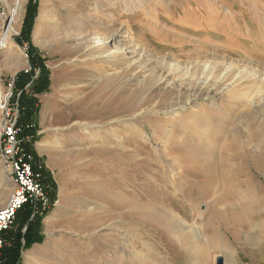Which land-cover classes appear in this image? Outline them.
Returning a JSON list of instances; mask_svg holds the SVG:
<instances>
[{
    "label": "rangeland",
    "instance_id": "obj_1",
    "mask_svg": "<svg viewBox=\"0 0 264 264\" xmlns=\"http://www.w3.org/2000/svg\"><path fill=\"white\" fill-rule=\"evenodd\" d=\"M30 1L0 0V123L9 120L7 113L13 117L16 109L22 121L26 108L19 98L25 91L33 104L31 123L35 125L20 140L39 159L36 162L34 154L25 150L33 156L41 184L48 185L52 205L39 215L40 226L38 220L33 222L37 239L20 249L16 264H32V249L31 253L38 249L36 264H57L58 259L60 264H217L218 258L222 264H264V230H250L246 224L244 239L235 242L224 228V243L211 242L204 219L217 223V213L225 204V188L212 179L194 178L213 160H219L215 170L221 171V160L231 143L229 128H237L253 114L251 101L264 99V0H144L140 10L134 0L130 4L135 7H122L115 0L119 4L113 10L116 23L101 30V36L114 30L128 39L133 37L140 56L151 59L148 86L128 108L119 99H133L136 88L121 85L124 68L115 67L114 72L82 62L83 52L74 41L92 33L93 23L87 21L95 15L106 18L103 3L109 0L100 5L95 0H34L37 14L26 41L23 31ZM17 9L10 45L4 46L7 15ZM91 71L104 76L101 85L87 89L77 85L91 77ZM58 72L62 81L54 86L53 76ZM112 73L119 74L106 78ZM40 82L45 89L35 93L31 87ZM173 82L177 87L169 89L167 85ZM200 88L204 93L194 95ZM49 97L54 104L43 118ZM258 106L264 108V102ZM173 109L179 110L175 118ZM189 121L192 128L180 129L181 123ZM42 142L48 143L43 152L39 149ZM180 168H186L185 178L195 182L186 183ZM253 177L264 198L263 179ZM2 188L7 189L6 198L0 201L4 207L14 184L9 167L0 160ZM242 191V205L255 207L248 188ZM144 199L155 200L162 216L169 213L176 220L187 218L185 211L194 206L195 217L180 223L184 233L195 229L192 240L197 246L209 240L202 246L204 250L200 247L188 255L180 249L188 240L184 236L176 246L169 244L153 222L143 220L140 206ZM56 212L59 218L47 224ZM146 212L152 214L150 209ZM16 225L19 228L17 216L7 232ZM4 243L2 262L4 252L10 251ZM35 244L42 247L34 248ZM216 246L223 250L212 248Z\"/></svg>",
    "mask_w": 264,
    "mask_h": 264
},
{
    "label": "bare ground",
    "instance_id": "obj_2",
    "mask_svg": "<svg viewBox=\"0 0 264 264\" xmlns=\"http://www.w3.org/2000/svg\"><path fill=\"white\" fill-rule=\"evenodd\" d=\"M81 1H84V0H81ZM111 1L109 0V1H106L105 3H103V5L106 4L104 8L107 11L104 10V12H103V14L106 16V18L105 19L98 18V16L95 15L94 20L87 21V22L93 23L92 30H91L92 33L90 32L89 35H81V36L75 38L74 41L77 43L75 45L78 48L77 50H79L80 52H83L82 56H84V59L82 62L90 61V62L95 63L96 66H102L105 69L111 68V70L114 72H115V70H117L115 67L121 66L122 68H124L123 72H122V76L119 78L121 85L128 84V85L136 88V92L134 94L133 99H127L125 96H122L119 99V102L121 101L122 104H125L124 107L128 108L131 106V104L136 103V98H138V95L140 93L139 91H141L146 86H148L146 79L148 78L147 73L150 71L149 66L151 64V59H148V57L145 58L143 56H140V54H139L140 51H139L138 47H135L136 45L134 46L132 44L131 40H133V37L128 39L124 36L125 34H123V33L118 34L120 32H115L114 30L113 31L109 30V31H107V33H105L101 36V33H100L101 30H103L106 26L110 27V26L115 25V23H116V20H115L116 17L113 13V10H115L119 4L115 0H114L115 2H111ZM120 1H121L122 7H127V6H131V5L133 7H135L134 5H136L137 6L136 10H140L142 8V4H143L144 0H134L132 2V3H134V5L130 4V0H120ZM95 2L96 3L99 2L97 4L100 5L102 0H100V1L95 0ZM17 10L18 11L11 10L12 12L7 15V18H6L7 24L4 28L5 33L3 34V40L1 41L4 46L10 45V40L12 39V35H13V30H12L13 25L12 24H13V21L16 20V17L18 15V13L20 12V9H17ZM41 20L42 19L38 20V28H40V26L42 24ZM97 34H99V36H97ZM128 70H130V73ZM95 71H97V70H95ZM126 72H128V73L126 74ZM117 74H119V73H112V74L105 75V76H106V78H108L111 76L114 77V75H117ZM161 74H163V73H161ZM86 76H87V73H86ZM168 77H170V75H168ZM184 77H186V76L184 75ZM82 78H83V75H82ZM103 80H104V76L101 74V72H98V73L92 72L91 77L84 80L83 82L78 83L77 85H80V87L87 89V88H92L95 86L97 87V86L101 85ZM156 80H158V79H156ZM53 81H54V86H57L61 83L62 76H61L60 72L54 74ZM113 81H114V79H113ZM151 81H153V80H151ZM159 81L161 82V80H159ZM177 81H178V79H177ZM239 81L240 80L235 81L232 84L227 85V87L221 88V92L222 91L224 92V90H227V88H229V87L232 88V85L238 83ZM104 83H106V82H104ZM73 85H74V83H73ZM167 86L170 89L171 87H174V88L177 87V84H175V82H173V83H169ZM174 88H172V89H174ZM208 91H210V90H208ZM202 93H204V92H202V88H200L198 90L196 89V91L194 92V95L195 94L196 95H202ZM227 102H229V101H227ZM251 102L250 103L252 104V107L254 109L253 114L251 113L249 116H246L247 118L245 117L246 119L241 121L240 125L237 126V128H235V129L229 128V131L227 132V134L230 136L229 140H231V143L226 148V154H225V156H223V158L221 160V166H222L221 171L215 170V167L218 165L219 160H215V161L213 160V163L207 165L204 170L202 168V173L201 174L199 173L200 175H196L194 177L196 179V181L201 179V178H206V180L212 179L214 182L219 183V185L222 186V189L225 188L224 208H222L223 210L219 209V211L217 213V219H216L217 221L215 219H212V220H215V222H217V223L214 222L215 224H211L209 221H207V220L205 221V219H204V230H205V233L211 237V242L224 243L223 239H221L224 228L226 229V232L229 236L235 238V240H236V241L234 240L235 242H238L241 238H243L242 237V235H244L243 232L247 228L246 224H249L248 228H251L250 230H255L256 228H258L259 231L264 230V198H262L260 195L261 194V191H260L261 186L259 185V182L256 181V179L253 177L256 174L259 177H261L263 179L262 182H264V117H262V112H263L262 110H264V108H260L258 106V105L263 104L264 99H260L259 102L256 100L251 101ZM53 104H54V101L49 97L47 99V104L44 106L43 118H45L47 116L48 112L50 111V107ZM217 108H219V107H217ZM179 110L173 109L171 111V114L174 118H175L176 112ZM182 110H184V109H182ZM220 113H222V112H220ZM226 115L228 116V114H226ZM223 116H224V114H223ZM187 118L188 117H186V119ZM182 120L183 119H180L181 122H182ZM191 124H192L191 121H189L188 124H184V125H183V123H181L180 129H186V128H188V126L191 127ZM228 125H229V123H228ZM201 138H203V137H201ZM47 145H48L47 142H42L40 144V148H39L40 151L43 152V150L45 148H47ZM180 170H181V168H180ZM186 170H187L186 168H184V170H181L182 171L181 178L183 180L186 179L187 180L186 183L195 182L194 180H193V182H191L190 181L191 179L189 180V179L185 178ZM190 178H191V176H190ZM216 183H212V181H211V185L212 184L215 185ZM155 188H156V186H155ZM247 188H248V192L250 194V197H252L254 199V202H255L254 206L256 207V211L254 210L255 207H253V206L242 205L243 204L241 201L242 197H243L242 194H245V192H243L242 190L245 191V190H247ZM177 189L175 188L174 192H176ZM262 189H264V187ZM6 194H7L6 188L0 189V201L1 202L4 201V199L6 198V196H7ZM213 194H215V193L213 192ZM258 194L260 196H258ZM256 196H258V198ZM176 197H178V196L176 195ZM142 201H143V203H142L143 205L140 207L143 211V215H142L143 220L145 222H148V223L153 222L152 226H155L156 232L158 234H161L163 236V238L168 241L169 244L176 246V245H174L176 243V241L178 242L180 236H184L183 239H188V240L186 241V243L181 248L180 247L179 248L183 249V251H185V252H188L187 253L188 255H191V254L193 255V254L197 253V250L200 247H202L204 245V243H206V241H209V240H205V242L203 243V241L201 240L203 243L202 246H197L196 241L192 240V238L195 235H197V234H195V232H196V231H194L195 229L190 228V230L187 233H184V228H183L182 224L180 223V221L181 220L185 221L186 219L190 220V219H193L195 217L197 210H194V206H191L190 211H185L187 218H183L184 216L183 217L181 216L182 218H180V220H176V218L171 217L169 215V213H165L164 214L165 216H162L160 213L159 207H156L154 205V204H156L158 206V204H159L155 200L144 199ZM217 202H219V201H217ZM216 208L217 207H215V209ZM148 209H150L152 211L151 215L146 212V211H148ZM203 214H205V213H203ZM210 214H212V213H210ZM58 218H59V216L56 212L48 218L47 224H50V225L53 224ZM206 219H208V218H206ZM248 239L250 241L252 240V239H250L249 236H248ZM198 245H200V244H198ZM210 246H208V247H210ZM203 248L204 247H202V249ZM212 248H214V247H212ZM30 256H31V258H33L31 263L36 264V258H38V256H39L38 249H35L32 253L30 252ZM61 262H62L61 259H58L56 261L57 264H60Z\"/></svg>",
    "mask_w": 264,
    "mask_h": 264
},
{
    "label": "built area",
    "instance_id": "obj_3",
    "mask_svg": "<svg viewBox=\"0 0 264 264\" xmlns=\"http://www.w3.org/2000/svg\"><path fill=\"white\" fill-rule=\"evenodd\" d=\"M9 120L0 123V160L9 167L14 189L6 206H0V234L14 224L18 212L30 205L34 215H43L51 207L50 198L33 168V156L24 150L20 140L21 128L17 125L18 110ZM4 242L0 238V256Z\"/></svg>",
    "mask_w": 264,
    "mask_h": 264
},
{
    "label": "trees",
    "instance_id": "obj_4",
    "mask_svg": "<svg viewBox=\"0 0 264 264\" xmlns=\"http://www.w3.org/2000/svg\"><path fill=\"white\" fill-rule=\"evenodd\" d=\"M37 7H38V4L34 3V0H31L29 5H28L27 17H26V21H25V25H24V31H23V35H24L26 41H28L29 37H30V33H31V30L33 27V23H34L36 14H37ZM42 69H43V66H42ZM21 75H23V74H21ZM46 83H47L46 81H43V85H46ZM31 88L35 93H39V92L43 91V89H45L44 86L42 87V82H40L39 84H37V83L33 84V86ZM19 101H20V104H22V107L26 108L23 111V119H21L22 121L19 122V119H18V122H17V125L22 128V133L20 135V138L22 139V138H27V136H29V134H31L33 132V131H31V127H32V125H35V124L31 123L33 120V109H32L33 104H32V102H29L26 99L25 91L20 96ZM23 127L26 128L25 131H23L24 130ZM28 145L29 144L24 143V150L28 151L29 153L34 154L36 162L39 161L37 155L32 150H29ZM37 169L38 168L35 165L34 171L36 172ZM44 186L43 187L46 190V187H48V185H46L44 183ZM41 219L42 218H40L39 215H34V211L30 205L24 206L19 211V213L17 215V223L20 221L21 228L19 226V228L15 229L16 231L13 235V241L10 240L8 237H9V234L13 233L14 229H12L9 232L2 233L4 235L3 240L6 242L7 245L10 246V251L6 250L4 252L5 259L2 262V258H1L0 264H16V262L18 261V257H19L18 253L20 252V249L30 247L31 245H33L35 239H37L36 235L38 232L36 230V225L39 223V226H40ZM36 220H38L36 222L37 224H34L33 222ZM23 227H26V231H24V233L22 232ZM22 239L24 240L25 245L22 244Z\"/></svg>",
    "mask_w": 264,
    "mask_h": 264
},
{
    "label": "crops",
    "instance_id": "obj_5",
    "mask_svg": "<svg viewBox=\"0 0 264 264\" xmlns=\"http://www.w3.org/2000/svg\"><path fill=\"white\" fill-rule=\"evenodd\" d=\"M17 224H18V223H17ZM16 227H17V225L15 226V228H14V230H13V233L9 234V237H8V238H9L10 240H12V241H13V235H14V233H15V231H16V230H15ZM33 247H34V248H36V247L39 248V247H42V246H40L39 244H35ZM213 249H221V250H223V249H222L221 247H219V246H218V247L216 246V247L213 248ZM32 250H33V249H32ZM32 250H31V251H32ZM31 251H30V252H31Z\"/></svg>",
    "mask_w": 264,
    "mask_h": 264
},
{
    "label": "water",
    "instance_id": "obj_6",
    "mask_svg": "<svg viewBox=\"0 0 264 264\" xmlns=\"http://www.w3.org/2000/svg\"><path fill=\"white\" fill-rule=\"evenodd\" d=\"M223 262H222V259L221 258H218V260H217V264H222Z\"/></svg>",
    "mask_w": 264,
    "mask_h": 264
}]
</instances>
